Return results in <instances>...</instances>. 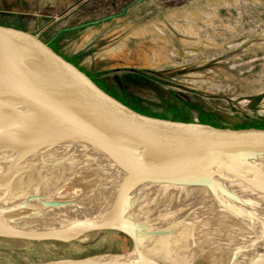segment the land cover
I'll return each mask as SVG.
<instances>
[{
    "label": "rangeland",
    "instance_id": "obj_1",
    "mask_svg": "<svg viewBox=\"0 0 264 264\" xmlns=\"http://www.w3.org/2000/svg\"><path fill=\"white\" fill-rule=\"evenodd\" d=\"M104 19L114 20L108 23L116 35L86 47L94 36L85 29ZM0 26L38 37L138 112L216 128L264 129V0H0ZM70 147L20 165L5 203L16 209L4 219L65 227L78 219L73 204L89 209L113 195L118 182L98 181L91 169L104 164L91 155L98 153ZM173 186L140 191L126 203L121 225L132 228L142 254L159 264H228L230 248L213 246L233 242V229L202 212L204 200H160ZM258 250L251 248L250 259ZM131 254L129 238L113 231L69 244L0 239V264Z\"/></svg>",
    "mask_w": 264,
    "mask_h": 264
},
{
    "label": "water",
    "instance_id": "obj_2",
    "mask_svg": "<svg viewBox=\"0 0 264 264\" xmlns=\"http://www.w3.org/2000/svg\"><path fill=\"white\" fill-rule=\"evenodd\" d=\"M0 116L11 122L0 127V199L4 205L20 165L56 145L82 147L140 170L137 176L119 183L117 195L103 198L65 227L21 226L3 217L16 208H1L2 240L69 244L88 234L113 231L132 243L128 258L33 264H159L142 254L132 228L121 225L130 196L152 185H209L244 215L243 220H258L245 196L253 192L264 200V129L215 128L136 113L98 88L38 37L3 26ZM228 264H234L233 257ZM248 264H264V256Z\"/></svg>",
    "mask_w": 264,
    "mask_h": 264
},
{
    "label": "bare ground",
    "instance_id": "obj_3",
    "mask_svg": "<svg viewBox=\"0 0 264 264\" xmlns=\"http://www.w3.org/2000/svg\"><path fill=\"white\" fill-rule=\"evenodd\" d=\"M9 124H11V122L8 119H5L0 116V127L4 128V126L9 125ZM66 149H64V144L56 145L40 153H36L37 154L36 158L38 157L41 159L47 153L61 154ZM71 149H74V148L70 147L69 150ZM91 155L96 158L99 164H101V162L104 163L103 165H98L94 169L91 168L96 175L95 179L98 181L100 180L104 181V180L109 179V180H114L118 182L116 185H114L110 189L109 191L110 194L117 195L118 191L121 189V187L118 186L119 183L127 182L129 179L137 176L138 173L140 172L139 168L135 165L113 161L112 159H109L108 157L100 153L98 154L92 153ZM31 158H28L27 160ZM262 165H263L262 167L264 168V163ZM87 169H89V167ZM22 181L23 179L21 178L20 180L16 182V184L19 185L22 183ZM159 185L160 184L155 185V187ZM245 189L246 191L247 190L252 191L251 189L246 188V187ZM139 193L140 191L136 192L135 194L130 196V199L136 196L137 194L139 195ZM171 196L179 200L180 203L182 204H184L185 202H189L191 199H195L196 201L204 200L200 202V204H202L203 206L200 207L199 209L202 212L207 211L208 216H212V215L215 216V218L217 219L216 221L224 223L225 226H228V230L230 228L233 229V233L235 234L232 240L233 242H230L229 244L225 243L222 245L218 244V245L213 246V248H222L225 250L230 248L229 254L232 255V257L235 260L237 259L244 264H248L253 259L264 256V202L260 201L261 197L257 195L256 193L251 192L249 193V195L247 194V196H245V199H247L250 202V205L254 206L253 209L251 210L252 213L258 216V220L254 222L243 220L242 217L244 215L241 214L242 216H240V214L236 212L234 206L231 205L229 202H227L225 198L219 195L209 185H203V184L192 183V182L191 183L176 182L175 185L173 186V189L163 192L162 196L160 197V200H164L167 198L169 200ZM0 204H2L0 205V209L7 208V206L4 205L3 203L0 202ZM72 206L76 210V212H73V215H75L76 218H80L84 214V211L87 209L86 207H81L75 204H73ZM174 207H176V204L175 205L173 204L171 208H174ZM11 208L13 209L15 208V206H12ZM185 209H189V208L185 207ZM210 209H213L215 213L210 214L211 213ZM205 226L206 225H204V227ZM252 247H258L259 250L256 252L255 256L250 259Z\"/></svg>",
    "mask_w": 264,
    "mask_h": 264
},
{
    "label": "crops",
    "instance_id": "obj_4",
    "mask_svg": "<svg viewBox=\"0 0 264 264\" xmlns=\"http://www.w3.org/2000/svg\"><path fill=\"white\" fill-rule=\"evenodd\" d=\"M113 21L114 20H112V19H104V20H101L99 22H95V23L89 25L85 30L87 33L92 34L94 36V40L93 41H91V40L87 41L88 43H86V47H91V45L95 44L96 42L101 45L100 41L104 44V43H107L109 39L113 38L116 35V33L110 34L113 32V29H111L110 25H109ZM108 22H110V23H108ZM114 24L112 26H114ZM100 35H104V37H106V39L104 37H102V39H98L101 37ZM111 41L112 42L110 45L114 44V41L113 40H111Z\"/></svg>",
    "mask_w": 264,
    "mask_h": 264
},
{
    "label": "trees",
    "instance_id": "obj_5",
    "mask_svg": "<svg viewBox=\"0 0 264 264\" xmlns=\"http://www.w3.org/2000/svg\"><path fill=\"white\" fill-rule=\"evenodd\" d=\"M54 51V50H53ZM81 71V70H80ZM90 79V78H89ZM91 80V79H90ZM94 83V82H93ZM98 88H100L102 91H104L103 90V88H102V86H100L99 84H96V83H94ZM105 92V91H104ZM106 93V92H105ZM107 94V93H106ZM109 96H111L112 98H114L115 100H117L118 102H120L121 104H123V105H125L126 107H128L129 109H131V110H133L134 112H136V113H139V114H142V115H144V116H148V117H152V118H157V119H163V120H166L165 118H162V117H156V116H152V115H147V114H144V113H142V112H138L137 110H135L132 106H128L125 102H123L121 99H118V98H116V97H114V96H112V95H110V94H108ZM171 121H176V122H182V123H189V122H186V121H183V120H171ZM262 124H264V123H262ZM216 128V127H215ZM247 128H249V127H247ZM253 128H259V126L257 127H253Z\"/></svg>",
    "mask_w": 264,
    "mask_h": 264
}]
</instances>
